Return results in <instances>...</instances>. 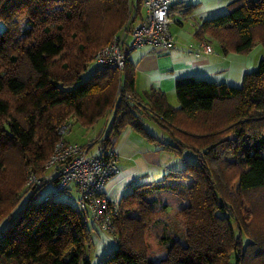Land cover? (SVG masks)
Here are the masks:
<instances>
[{
    "label": "trees",
    "instance_id": "trees-1",
    "mask_svg": "<svg viewBox=\"0 0 264 264\" xmlns=\"http://www.w3.org/2000/svg\"><path fill=\"white\" fill-rule=\"evenodd\" d=\"M142 3L0 0V93L9 94H0V223L7 222L0 230V264H92L88 215L58 200L59 192L41 190L54 185L44 173L57 126L68 119L70 132L74 122L88 128L110 113L107 131L92 139L106 147L130 126L181 153L191 130L186 125L206 131L192 137L197 142L187 147L192 159L183 169L170 167L158 180L135 182L121 196L109 231L117 246L96 264H264V0H232L225 13L195 29L197 36L214 37L223 52H247L260 43L258 68L244 74L240 87L178 77L177 108L153 88L147 107L137 103L128 54L122 69L94 60L128 21L140 19ZM170 3V10L181 7L186 14L192 8L183 0ZM52 20L59 21L56 27ZM90 63L93 70L84 76ZM144 114L163 138L145 129ZM30 172L39 179L35 184L26 182ZM22 194L24 205L14 213ZM164 212L183 215L189 230L183 241L162 237L163 254L154 256L146 236L150 215Z\"/></svg>",
    "mask_w": 264,
    "mask_h": 264
},
{
    "label": "crops",
    "instance_id": "crops-1",
    "mask_svg": "<svg viewBox=\"0 0 264 264\" xmlns=\"http://www.w3.org/2000/svg\"><path fill=\"white\" fill-rule=\"evenodd\" d=\"M183 1L192 4L189 13L183 12L181 7H172L167 17L172 37L170 47L154 48L152 45L146 44L132 49L128 53L131 63L134 64L135 91L139 96L137 103L144 107L148 106L147 93L153 88L162 91L168 104L177 108L179 106L178 101L177 105L173 106L168 98L176 96L175 80L178 77H212L215 81L217 79L228 85L240 87L244 74L253 71L259 65L258 56L263 52V46L260 43H257L247 52H223L219 42L214 37L206 33L200 36L195 34L196 27L203 20L225 13L228 3L232 0ZM174 2L172 0L173 4ZM202 43H209L212 51L210 53L204 52L201 48ZM142 122L144 123L143 119ZM96 125L82 130H89ZM103 131L105 132L103 129L96 128L94 132L87 134L86 140L73 143L85 145L100 133H104ZM155 133L156 131L153 132L154 135ZM136 135L145 139L133 128L126 126L120 132L115 144L110 147L117 156L116 163L118 162L117 172L107 180L104 187V193L110 200L118 202L131 185L138 181L139 177H150L149 175L157 168L170 167V165L166 166L167 162L163 158L166 151L160 150V147L155 143L150 142L149 145H145L140 141L133 140L132 137L137 138ZM159 135L160 132L155 136L161 138ZM95 148L96 144H93L88 153H92ZM123 156L127 161L120 163Z\"/></svg>",
    "mask_w": 264,
    "mask_h": 264
},
{
    "label": "built area",
    "instance_id": "built-area-1",
    "mask_svg": "<svg viewBox=\"0 0 264 264\" xmlns=\"http://www.w3.org/2000/svg\"><path fill=\"white\" fill-rule=\"evenodd\" d=\"M171 0H143V14L138 21H128L111 41L97 50L94 60L102 66L122 69L130 50L146 44L154 48H167L172 43L167 17ZM202 50L212 51L209 43H202ZM71 123L62 121L56 128L57 140L45 167L54 171L51 190L54 194L74 184L77 190L78 208L97 220L102 229H115L117 203L104 193L106 181L117 172V156L110 147L103 143H94L96 148L88 153L93 142L87 145L65 140L70 132ZM33 172L28 174L27 184L39 181ZM115 204H114V203Z\"/></svg>",
    "mask_w": 264,
    "mask_h": 264
},
{
    "label": "rangeland",
    "instance_id": "rangeland-1",
    "mask_svg": "<svg viewBox=\"0 0 264 264\" xmlns=\"http://www.w3.org/2000/svg\"><path fill=\"white\" fill-rule=\"evenodd\" d=\"M173 1L177 2L176 0H173ZM141 13H143L142 7H141ZM52 21H54V20H52ZM57 23H59L58 20L52 22L50 25L56 27ZM4 28H5V25L2 21V19L0 18V32H2L4 30ZM121 30L122 29H120L119 31H121ZM103 46H101V47H103ZM261 55H262V53L258 56V60L260 59ZM58 59L59 58H57V60ZM93 67H94V64L90 63L88 66V69L84 72L83 75L87 76V75L91 74ZM257 68H258V65L255 67L254 70H256ZM204 79L214 80V78H212V77L204 78ZM216 81L220 82V80H217V79H216ZM0 94L1 95L6 94V96H9V94H7V92L6 93L1 92ZM168 99L173 106L177 105L176 96H171ZM112 118H113V114L110 113L108 116L101 118L97 123H95L97 125L93 126V128H91L89 130L88 129L82 130L81 126H79L77 123L74 122L72 125V131L70 133L66 134L65 140L70 141L72 143L75 141L76 142H82L83 140H86L87 134L89 135L90 133L94 132V130L96 128L103 129L106 132L108 127H109V124L112 121ZM141 118L144 120L145 125H143V126L145 127V129L147 131H149L152 134L154 131H156V133H155L156 136L160 132L159 136L161 138H163V135L165 133H163V131L157 126V124L154 122V120L152 118H149L145 114L142 115ZM214 119H215V116L212 115L210 117V121H213ZM105 120H106V122H105ZM105 126H106V129H104ZM186 126H190L191 130L189 129V131H187L188 133L187 134L185 133L186 137L183 138L182 142H184L185 143L184 145H186L188 147V146H192L193 142H197V141H194L192 139V137L193 138H196V137L200 138L201 133L203 131L205 132L206 130L204 129V127H200V129L198 131V130H196V128H198L199 126L198 125L195 126V124H191V123L189 125H186ZM206 129L209 132L212 129V126H211V128L208 126V128H206ZM204 132H203V134H204ZM136 137L137 138L132 137V139L136 140V141H140V143L145 144V145L150 144V141L147 140L146 138L144 139L143 137L137 136V135H136ZM91 142H92V140H91ZM146 147H148V146H146ZM187 147L183 148L181 153H178V151L171 152V151H168L165 148H163V146H162V148L160 147V150H162L163 152L166 151V153L164 154V157H163L164 161L167 162L166 166L170 165V167L174 168V170L183 169V167L185 166V162H186L184 160H187V162H189L192 159L191 152H190V150L187 149ZM125 161H127L126 158L124 156L121 157L120 163L125 162ZM117 164H118V162H117ZM170 167H165V168L159 167L156 169V171H153L151 173V175H149L150 177H148V176L139 177L137 179L138 181H135V182L144 181L147 178H151L149 180H158V179L162 178L166 172H168V169ZM53 173H54V171L51 170V168H49V170L47 169L44 174L45 175L49 174V176H50ZM223 177L226 178V176H224V175H223ZM27 178H28V175H27ZM50 186H51V183H50V185H49V183H47L46 186L41 190V192L45 193L46 191L51 190ZM25 199H26V194H22V198H21L20 202L17 204V206L15 207V209L13 211L14 213H17L22 208V206L24 205ZM57 199L61 200V201H68L75 206L77 205V195H76L74 188L72 189L70 194H68L64 191L58 193ZM147 201H150V198H145V202H147ZM116 203H117V205L115 203L114 204L116 207V216H117L118 202H116ZM127 206H129V201L126 202L125 207H127ZM129 212H130V215L133 214L132 210H130ZM150 216L152 218H150V226L148 227V231H147L146 236L148 237V243L150 245V251L153 252L154 256H161L163 254V249L165 248L166 244L165 243L163 244L161 242L162 237L168 236V237L175 239L176 241L185 240V238H186L185 234H186L187 230H189V229H188V226L186 225V219L183 218L184 217L183 215L181 216L179 214H174L172 212H164L160 216H154V215H150ZM87 219H88L87 223L89 224L90 231H91L92 241H91V244L89 246V250H87L86 255L92 264H96L104 254L113 251L116 248L117 243H116V240H115L114 236L112 235V233L109 232L108 230L102 229L99 226L97 220L92 219L90 216H88ZM261 221H262V219H261ZM114 222H115V220H114ZM6 224H7L6 221H2L0 223V230H2V228H4Z\"/></svg>",
    "mask_w": 264,
    "mask_h": 264
},
{
    "label": "bare ground",
    "instance_id": "bare-ground-1",
    "mask_svg": "<svg viewBox=\"0 0 264 264\" xmlns=\"http://www.w3.org/2000/svg\"><path fill=\"white\" fill-rule=\"evenodd\" d=\"M66 189L70 190V189H72V187L69 185V186H67V188H66Z\"/></svg>",
    "mask_w": 264,
    "mask_h": 264
}]
</instances>
